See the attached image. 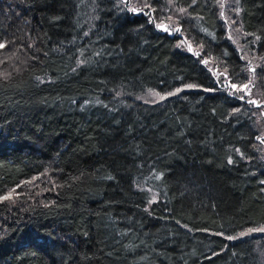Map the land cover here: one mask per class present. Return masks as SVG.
<instances>
[{
    "label": "trees",
    "instance_id": "1",
    "mask_svg": "<svg viewBox=\"0 0 264 264\" xmlns=\"http://www.w3.org/2000/svg\"><path fill=\"white\" fill-rule=\"evenodd\" d=\"M148 4L0 0V264H264L247 62L216 0ZM237 6L264 55V0Z\"/></svg>",
    "mask_w": 264,
    "mask_h": 264
},
{
    "label": "rangeland",
    "instance_id": "2",
    "mask_svg": "<svg viewBox=\"0 0 264 264\" xmlns=\"http://www.w3.org/2000/svg\"><path fill=\"white\" fill-rule=\"evenodd\" d=\"M122 6H125L128 10L132 12H143L148 13L147 7L149 8V4L147 5V0H120ZM169 10L166 11V20L158 25H166L168 27L167 32L176 33V23L178 18L183 16V12L177 8H175L172 4L167 3ZM219 18L222 21L223 28L225 30L227 38L231 41V43L239 50L243 58L247 62V82L243 85L237 86L233 91H240L241 95L247 98V104L252 105L253 113L255 118V129L257 130V140L258 146L260 147L261 158L264 160V89L261 86V80L259 73L264 70V55H259L255 51H250L245 48L244 42L246 39L245 34L242 31L241 23H240V12L237 6L236 0H216ZM223 13V15H222ZM162 30L161 27H158ZM181 48L187 51H194L191 46V50H189V45L182 41V43L178 44ZM19 66L22 67L24 64L23 61H18ZM254 70V71H253ZM212 71H214L212 69ZM215 73V72H214ZM216 74H220L216 72ZM223 78V76H221ZM247 85V88L241 91L240 89ZM179 91H174L171 94L160 95L155 92H148L143 96L136 97L137 100L143 102H160L164 100V97L167 95H174ZM174 93V94H173ZM163 97V99L161 98ZM255 100L256 104H252L249 101ZM150 198H154V194L150 193ZM264 234V228L254 229L252 231L245 230L241 232L238 236H254L259 237ZM257 245V243H256Z\"/></svg>",
    "mask_w": 264,
    "mask_h": 264
},
{
    "label": "snow or ice",
    "instance_id": "3",
    "mask_svg": "<svg viewBox=\"0 0 264 264\" xmlns=\"http://www.w3.org/2000/svg\"><path fill=\"white\" fill-rule=\"evenodd\" d=\"M196 2V0H192V3H195ZM237 2H238V0H237ZM222 15H223V13H222ZM158 27H161L162 28V30H164V31H168L169 29H168V27L166 26V25H158ZM175 31H180V29L179 28H176L175 29ZM5 47V44H3V43H0V49H2V48H4ZM189 50H191V45H189ZM197 55H198V53H197ZM254 71V70H253ZM188 87H192L191 85H189ZM231 87L233 88V89H236L237 88V85L236 84H232L231 85ZM247 88V85H244L240 90L241 91H243L244 89H246ZM177 91H179V89L177 90ZM174 94V93H173ZM162 99H163V97H161ZM241 99H243V97H241ZM250 103H252V104H256V101L255 100H252V101H249ZM230 163H231V161H229ZM10 197H8V196H6V197H3V199H9ZM250 231H252V230H250Z\"/></svg>",
    "mask_w": 264,
    "mask_h": 264
}]
</instances>
